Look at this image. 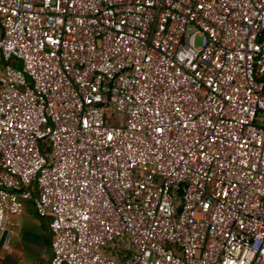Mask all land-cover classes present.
I'll return each instance as SVG.
<instances>
[{
  "label": "built area",
  "instance_id": "built-area-1",
  "mask_svg": "<svg viewBox=\"0 0 264 264\" xmlns=\"http://www.w3.org/2000/svg\"><path fill=\"white\" fill-rule=\"evenodd\" d=\"M27 201L43 264H264V0H0V236Z\"/></svg>",
  "mask_w": 264,
  "mask_h": 264
},
{
  "label": "crops",
  "instance_id": "crops-1",
  "mask_svg": "<svg viewBox=\"0 0 264 264\" xmlns=\"http://www.w3.org/2000/svg\"><path fill=\"white\" fill-rule=\"evenodd\" d=\"M46 221L38 217L30 202L10 217L0 236V261L5 264H43L49 256Z\"/></svg>",
  "mask_w": 264,
  "mask_h": 264
},
{
  "label": "rangeland",
  "instance_id": "rangeland-1",
  "mask_svg": "<svg viewBox=\"0 0 264 264\" xmlns=\"http://www.w3.org/2000/svg\"><path fill=\"white\" fill-rule=\"evenodd\" d=\"M198 40H199V38L196 37V38H195V43H196V44H198Z\"/></svg>",
  "mask_w": 264,
  "mask_h": 264
}]
</instances>
